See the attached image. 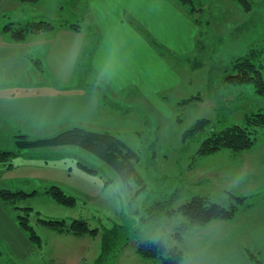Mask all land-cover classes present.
Segmentation results:
<instances>
[{"label":"rangeland","instance_id":"rangeland-1","mask_svg":"<svg viewBox=\"0 0 264 264\" xmlns=\"http://www.w3.org/2000/svg\"><path fill=\"white\" fill-rule=\"evenodd\" d=\"M170 1L196 20V34L190 48L184 46L178 52L167 49L140 24L127 18L138 32L142 31L153 52L179 77L176 84L166 87L151 63L149 98L140 94L136 83L128 90L106 95L91 70H87L84 55L96 40V27L84 0H36L25 3L18 12L21 24L47 21L72 28L75 25L81 30L79 47L65 52L57 48L56 34L55 59L46 62L40 55L39 72L36 71L38 58L25 62L20 68L26 75L25 83L34 84L35 90L38 82V90L44 93L69 89L98 92L101 106L95 107L93 117L81 122V126L108 132L135 151L138 158L133 165L138 178L124 183L104 161L78 146L18 148L15 141L19 135L30 140L43 139L80 126L44 117L40 120L45 122L37 125L32 119L35 113L31 104L37 100L32 97L8 103L9 109L0 114V191H21L27 195L13 201L0 199V264H68L71 258L54 259L51 255L76 248L84 251L77 259L79 264H152L150 259L137 255V241L154 237L173 245L169 234L176 224L184 221L180 214L151 219L153 213L148 208L156 200L170 199L165 207L170 209L195 194L209 195L210 200L222 204L230 198L231 188H225L229 190L227 197L217 188L218 184L230 187V182L237 178L222 169L227 162L204 159L196 151L212 131L232 124L242 125L246 116L264 113V96L258 95L251 83L234 84L225 79V69L232 59L249 49L264 47V0H247L251 3L250 11H244L235 0H191L194 11L189 4ZM10 23H14L11 18L4 17L1 25ZM72 42H78L77 38H72ZM33 90L31 87L27 92ZM38 95L45 112L49 108L48 100L45 96L40 98L43 93ZM197 96L200 98L185 102ZM199 119L208 120L204 131L183 139V132ZM258 136H264V128L259 129ZM208 166L221 168L214 177L204 176L203 168ZM199 177H205L206 181L196 183ZM52 186L73 197L74 204L56 202L46 193ZM22 208H30L28 224L40 238V244H33L19 229L17 215L22 214ZM39 219L64 221L66 225L73 220H84L97 233L79 235L76 239L81 243L68 246L66 242L75 240L74 237L59 234ZM115 224L123 228L129 240L113 257L98 263L103 229ZM193 232L187 229L181 240L175 242L185 251L186 258L189 254L185 241ZM247 253L255 256L253 264H264V249H251Z\"/></svg>","mask_w":264,"mask_h":264},{"label":"crops","instance_id":"crops-1","mask_svg":"<svg viewBox=\"0 0 264 264\" xmlns=\"http://www.w3.org/2000/svg\"><path fill=\"white\" fill-rule=\"evenodd\" d=\"M84 1L86 11L92 18V25L96 27H94L96 40L90 52L84 55V63L87 64L88 61L87 70H91L95 80L104 88L103 92L106 95H115L121 90H128L131 84L136 83L141 90H139L140 94L149 98L151 63L155 64L160 77L159 81L166 87L177 83L178 75L164 64L165 62L156 52V54L153 52L143 38L142 31L138 32L136 25H132L128 20L132 19L140 24L154 36L159 45L178 52L184 46L192 47L193 37L196 34V22L191 18V14H186L177 3L170 0ZM25 5L17 0H0V114L9 109L8 103L32 97L37 100L31 103L35 113L32 119L37 125L45 122L40 118H54V120L79 124L74 126L82 127L81 122L84 123L92 118L94 108L101 106V101L97 97L98 92L96 94L82 89H69L44 93L38 90L40 88L38 82L35 83L36 89L33 90L34 84L25 83L26 75L23 68L20 69L25 62L38 58L36 71L39 72L42 64L40 55L47 62V60L55 59L57 48L64 52L78 48L81 30L77 26L72 28L63 24H52L50 29L27 31L22 40H14L4 28L5 25L1 24L4 22V17L9 20L11 18L14 23L20 22L18 12L23 10ZM56 34L58 47L55 49L53 43H55ZM72 38H77L78 42H72ZM31 87L33 92L28 93L27 90H31ZM39 93H43L40 98L45 96L43 98L48 100L49 108L45 112L41 109L43 102L38 101ZM43 113H48V117L43 116ZM200 157L227 162L222 169L228 170L229 175L237 177L230 182V187L218 184L219 192L226 193L227 197L228 191L231 190L238 196L251 198L239 206L233 220H216L193 229L194 232L185 241L189 256L180 264H253L248 259L247 250L264 249V136H258L252 148L239 154L219 149ZM220 168V166L203 168L204 176L214 177ZM224 179L223 181H227L226 178ZM204 181H206L205 177H199L196 183ZM201 194L193 196L209 199V195ZM226 199L225 202L229 198ZM19 229L27 236L20 226ZM56 231L59 234H70ZM70 235L75 240L67 241L68 246L81 243L76 239L81 236ZM83 252L76 248L65 252L55 251L51 256L54 259L58 256L69 257L72 261L68 263L66 259L68 264H79L77 259Z\"/></svg>","mask_w":264,"mask_h":264},{"label":"trees","instance_id":"trees-1","mask_svg":"<svg viewBox=\"0 0 264 264\" xmlns=\"http://www.w3.org/2000/svg\"><path fill=\"white\" fill-rule=\"evenodd\" d=\"M20 3H32L36 0H17ZM189 4L191 10L195 8L191 4V0H180ZM244 11H250L251 3L247 0H235ZM196 22V20H194ZM13 25V26H12ZM75 26V25H71ZM11 38L20 41L24 38L27 31H39L52 28V24L47 21H39L21 24L10 23L4 27ZM226 81L234 84L251 83L255 92L264 96V47L249 49L244 55L232 59L225 69ZM200 97H191L185 102ZM207 119L197 120L190 129L183 132L182 138L187 139L195 134L204 131ZM264 128V113L251 114L246 116L244 124H232L212 131L203 141H201L196 155H207L219 149L226 148L235 154H239L252 148L258 137L259 129ZM19 140L15 143L18 148H32L41 146H62L73 145L78 146L97 158L104 161L112 168L124 183L129 180H137L138 174L134 169L133 162L137 160L138 154L128 148L121 140L108 132H97L82 127H72L59 131L55 135L30 140L24 135L17 136ZM86 168L84 165H82ZM88 169V168H86ZM35 193V192H33ZM46 193L63 205H73L74 198L65 195L58 187L52 186ZM24 192L0 191V199L2 201H13L14 198L25 196ZM230 198L224 204L214 202L207 197L192 196L188 201L176 208H166L170 204V199L154 202L148 209L153 213L151 219L161 216H170L180 214L184 221L179 222L173 227L169 237L174 241L170 245L162 239L154 237L137 241L136 252L142 258L150 259L152 264H180L186 259L185 251L178 247L175 242L181 240L182 234L187 229H196L207 225L212 221H231L234 219L238 208L246 200L251 197L236 196L233 192H229ZM30 208H22V214L17 215L18 225L25 231L31 242H39V237L34 234L33 228L28 224ZM41 224L60 231L68 232L73 235H95L97 229H90L84 220H73L69 225L64 221L38 220ZM101 236V254L97 260L98 263L104 259L114 256L115 251L126 244L129 240L124 235V230L120 225H113L109 229H103ZM249 260H254L255 256L247 253Z\"/></svg>","mask_w":264,"mask_h":264}]
</instances>
